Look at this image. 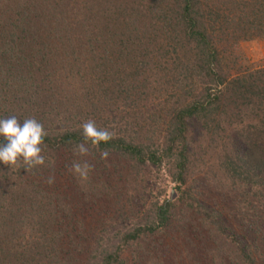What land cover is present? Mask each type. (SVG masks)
<instances>
[{"label": "trees", "instance_id": "1", "mask_svg": "<svg viewBox=\"0 0 264 264\" xmlns=\"http://www.w3.org/2000/svg\"><path fill=\"white\" fill-rule=\"evenodd\" d=\"M257 40L264 0H0V117L47 132L0 163V264H264Z\"/></svg>", "mask_w": 264, "mask_h": 264}, {"label": "clouds", "instance_id": "2", "mask_svg": "<svg viewBox=\"0 0 264 264\" xmlns=\"http://www.w3.org/2000/svg\"><path fill=\"white\" fill-rule=\"evenodd\" d=\"M82 136L85 142L93 146L108 143L112 139V133L106 129L98 128L96 123L88 120L81 124ZM47 132L37 119H18L16 116L7 118L0 117V163L12 168L18 164L29 169L44 166L46 157L43 155V144ZM78 153L86 155L88 149L83 144L77 145ZM107 156V153H103ZM74 172L86 175L88 165L81 166L79 163L72 165ZM52 180H49L51 183Z\"/></svg>", "mask_w": 264, "mask_h": 264}, {"label": "rangeland", "instance_id": "3", "mask_svg": "<svg viewBox=\"0 0 264 264\" xmlns=\"http://www.w3.org/2000/svg\"><path fill=\"white\" fill-rule=\"evenodd\" d=\"M240 51L242 52V58H243L242 61H243L244 68L246 67L252 68V69L264 68V40H257L254 42L241 43ZM172 193L174 194V196L171 199ZM176 197L177 195L175 194V191H171L169 201H173ZM232 213L231 214L233 216L228 217L226 219L227 225L230 228L237 227V226L239 227L240 223L238 224V220L243 222L244 218H240L241 220L238 219L240 215H238L237 211L235 210H232Z\"/></svg>", "mask_w": 264, "mask_h": 264}, {"label": "water", "instance_id": "4", "mask_svg": "<svg viewBox=\"0 0 264 264\" xmlns=\"http://www.w3.org/2000/svg\"><path fill=\"white\" fill-rule=\"evenodd\" d=\"M173 196H174V194L172 193V194H171V199L173 198Z\"/></svg>", "mask_w": 264, "mask_h": 264}]
</instances>
